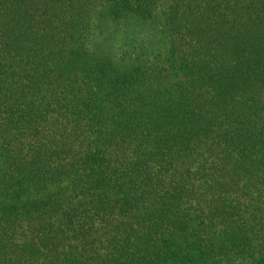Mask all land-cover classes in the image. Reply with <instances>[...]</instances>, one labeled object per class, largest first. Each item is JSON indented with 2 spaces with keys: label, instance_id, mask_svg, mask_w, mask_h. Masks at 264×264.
Segmentation results:
<instances>
[{
  "label": "trees",
  "instance_id": "obj_1",
  "mask_svg": "<svg viewBox=\"0 0 264 264\" xmlns=\"http://www.w3.org/2000/svg\"><path fill=\"white\" fill-rule=\"evenodd\" d=\"M0 264H264V0H0Z\"/></svg>",
  "mask_w": 264,
  "mask_h": 264
},
{
  "label": "rangeland",
  "instance_id": "obj_2",
  "mask_svg": "<svg viewBox=\"0 0 264 264\" xmlns=\"http://www.w3.org/2000/svg\"><path fill=\"white\" fill-rule=\"evenodd\" d=\"M103 8L98 4L94 9L96 14L90 34V46L94 52L105 53L116 60L140 53L162 59L167 56L171 41L163 23L143 21L135 16H131L128 23H116L104 17L100 18ZM164 10L165 7H161V19Z\"/></svg>",
  "mask_w": 264,
  "mask_h": 264
}]
</instances>
